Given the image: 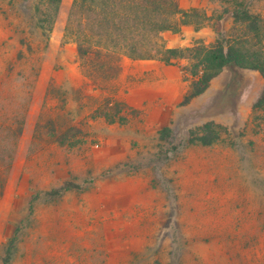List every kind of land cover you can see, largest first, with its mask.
<instances>
[{"label":"rangeland","instance_id":"374dc122","mask_svg":"<svg viewBox=\"0 0 264 264\" xmlns=\"http://www.w3.org/2000/svg\"><path fill=\"white\" fill-rule=\"evenodd\" d=\"M73 1L52 26L45 2L0 0V264H264L259 71L224 68L187 104L179 64L92 71L66 36ZM178 2L212 16L190 45L242 27L218 0Z\"/></svg>","mask_w":264,"mask_h":264},{"label":"trees","instance_id":"16d2710c","mask_svg":"<svg viewBox=\"0 0 264 264\" xmlns=\"http://www.w3.org/2000/svg\"><path fill=\"white\" fill-rule=\"evenodd\" d=\"M62 1L41 0L51 13L52 26ZM218 1L224 5V14H231L242 27L237 29V34L227 37L222 28L215 26L217 38L211 44L197 42L186 47L168 44L165 32L180 33L184 25L200 29L212 19L203 10L182 8L178 0H74L65 32L76 43L83 63L87 57L94 59L95 62L90 60L92 71L108 68L119 72L123 56L179 64L185 80L190 81L182 99V104H187L202 95L224 68L254 69L264 78V17L250 12L243 0ZM37 12L42 13L40 6ZM221 17L220 14L218 18ZM47 22V15L39 19L41 27ZM182 60L187 64H180ZM263 108L264 90L254 104V111ZM208 139L199 136L198 141L208 145L223 138L215 132ZM68 187L63 186L58 191Z\"/></svg>","mask_w":264,"mask_h":264},{"label":"crops","instance_id":"0c3cea01","mask_svg":"<svg viewBox=\"0 0 264 264\" xmlns=\"http://www.w3.org/2000/svg\"><path fill=\"white\" fill-rule=\"evenodd\" d=\"M189 8L188 7H184ZM204 33H206V39L203 38ZM169 37V39H174V38H178L179 39V45H190L191 42H193L194 40L197 39H204V43H209L210 41H212V34L211 31L208 29H196L194 27V25H184L181 29L180 33H176V34H168L167 35ZM211 44V43H210ZM174 47V46H173Z\"/></svg>","mask_w":264,"mask_h":264},{"label":"water","instance_id":"95a60500","mask_svg":"<svg viewBox=\"0 0 264 264\" xmlns=\"http://www.w3.org/2000/svg\"><path fill=\"white\" fill-rule=\"evenodd\" d=\"M230 69L235 73V74H238L239 73V70L236 69L235 67L231 66Z\"/></svg>","mask_w":264,"mask_h":264}]
</instances>
